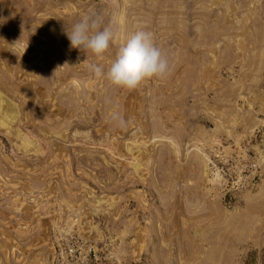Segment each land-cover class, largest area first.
Segmentation results:
<instances>
[{"label": "rangeland", "instance_id": "1", "mask_svg": "<svg viewBox=\"0 0 264 264\" xmlns=\"http://www.w3.org/2000/svg\"><path fill=\"white\" fill-rule=\"evenodd\" d=\"M138 26L170 75L96 78ZM0 264H264V0H0Z\"/></svg>", "mask_w": 264, "mask_h": 264}, {"label": "clouds", "instance_id": "2", "mask_svg": "<svg viewBox=\"0 0 264 264\" xmlns=\"http://www.w3.org/2000/svg\"><path fill=\"white\" fill-rule=\"evenodd\" d=\"M103 18L97 13L85 14L66 35L70 47L103 56L115 39L109 26H103ZM89 70L96 78H105L110 85L129 91L137 89L144 81L152 78L163 79L172 71L168 55L154 42V35L144 26H138L122 45L107 71L100 65L92 64ZM110 119L120 127L126 121L118 111L110 112Z\"/></svg>", "mask_w": 264, "mask_h": 264}, {"label": "built area", "instance_id": "3", "mask_svg": "<svg viewBox=\"0 0 264 264\" xmlns=\"http://www.w3.org/2000/svg\"><path fill=\"white\" fill-rule=\"evenodd\" d=\"M218 157V156H216ZM227 160H220L218 161V164H220L219 168H216L214 171V176L216 183L218 184L219 188L226 190V193L231 192V191H236L240 189L243 186L242 180L238 175H227V173L224 172V164L226 163ZM221 163L223 165H221ZM214 166V165H213ZM252 168H255L254 165H252Z\"/></svg>", "mask_w": 264, "mask_h": 264}, {"label": "bare ground", "instance_id": "4", "mask_svg": "<svg viewBox=\"0 0 264 264\" xmlns=\"http://www.w3.org/2000/svg\"><path fill=\"white\" fill-rule=\"evenodd\" d=\"M5 125V124H4Z\"/></svg>", "mask_w": 264, "mask_h": 264}]
</instances>
